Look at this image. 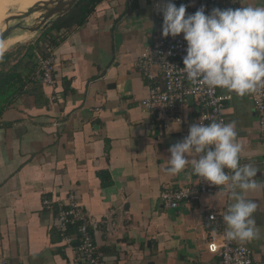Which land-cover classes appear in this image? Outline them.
Listing matches in <instances>:
<instances>
[{
	"label": "crops",
	"instance_id": "crops-1",
	"mask_svg": "<svg viewBox=\"0 0 264 264\" xmlns=\"http://www.w3.org/2000/svg\"><path fill=\"white\" fill-rule=\"evenodd\" d=\"M78 2L40 31L52 39L47 51L54 57V85L38 80L36 70L0 116V264H81L76 241L62 239L55 215L42 203L64 200L70 191L93 220L91 235L106 264H219L205 248L206 214L225 204V193L175 209L160 203L163 188L176 189L195 174L190 165L167 172L169 147L188 135L186 123L164 128L140 105L149 82L135 59L159 24L153 0ZM262 4L239 0L219 8ZM55 22L60 25L52 28ZM15 55L7 52L13 57L5 69L18 62ZM38 56H24L18 70L37 64ZM229 93L223 113L227 123L235 122L240 164L257 170L260 185L243 193L257 205L259 233L234 241L251 248L254 264H264L262 137L250 93ZM189 105L185 118L192 124L196 108ZM69 234L75 238L73 229Z\"/></svg>",
	"mask_w": 264,
	"mask_h": 264
},
{
	"label": "clouds",
	"instance_id": "clouds-1",
	"mask_svg": "<svg viewBox=\"0 0 264 264\" xmlns=\"http://www.w3.org/2000/svg\"><path fill=\"white\" fill-rule=\"evenodd\" d=\"M159 10L164 37L183 33L187 43L183 69L189 81L238 96L264 84V4L237 9L215 7L207 14L201 7L186 14V5L161 0ZM179 125L180 121L171 130ZM236 137L235 122L191 124L188 135L169 147L167 172L179 174L190 165L195 175L210 184L227 186L234 202L223 214L224 236L247 242L258 235L259 229L253 218L257 205L243 193L260 185L254 179L257 170L250 164H240L242 145Z\"/></svg>",
	"mask_w": 264,
	"mask_h": 264
},
{
	"label": "built area",
	"instance_id": "built-area-1",
	"mask_svg": "<svg viewBox=\"0 0 264 264\" xmlns=\"http://www.w3.org/2000/svg\"><path fill=\"white\" fill-rule=\"evenodd\" d=\"M239 0H172L177 6L186 5V14L195 13L204 7L206 14L211 9L225 5H235ZM161 0H153L152 9L159 17V24L152 34V43L143 47L135 59V66L143 78L149 82L148 95L140 100V105L164 128H169L173 122L186 123V133L190 122L185 118V108L191 109L190 101L195 103L196 116L193 123L205 124L213 121L227 123L223 113L226 102L232 99L229 92H221L219 87H208L194 83L186 78L183 57L186 55L187 43L183 33L175 37L162 35L163 15L159 10ZM38 78L46 85H54V57L48 52L45 57L37 59ZM254 106L258 128L264 147V84L256 87L250 93ZM177 120V121H176ZM179 120V121H178ZM192 123V124H193ZM229 171L230 170H227ZM225 193V204L206 214L208 235L205 240L206 250L219 258V264H254L252 250L248 246L227 240L224 236L225 223L223 214L231 202V190L227 186H217L194 175L193 180L178 186L176 189L163 188L160 192V203L164 208L175 209L182 204L199 201L203 195ZM43 206L53 212L58 222V232L67 244L76 241L75 252L81 264H106L96 249L92 235L93 220L80 207L73 192H69L64 200L44 198ZM73 229L75 238L69 234ZM5 264V262H4ZM191 264V263H184Z\"/></svg>",
	"mask_w": 264,
	"mask_h": 264
},
{
	"label": "rangeland",
	"instance_id": "rangeland-1",
	"mask_svg": "<svg viewBox=\"0 0 264 264\" xmlns=\"http://www.w3.org/2000/svg\"><path fill=\"white\" fill-rule=\"evenodd\" d=\"M42 1V0H20L19 2H16L13 5H8V6H0V13H7L9 12V16L17 13L16 11H20L23 8L33 5L34 3ZM36 14H32L30 16H27L23 18L22 24L25 26H33L35 24V17ZM17 20H10L8 22V25L15 24ZM1 30V27H0ZM23 37L22 41L16 42L15 39ZM46 40V42H44ZM47 44V46H46ZM52 44V39H48L45 34H40V30L34 31V32H29L26 30L22 29H15L10 37L6 38L4 41L0 42V57L7 53V52H12L17 55H15V59L21 58L23 55L26 54L28 47L32 46L33 49L32 51H38L39 54H47V48H50V45ZM45 54V55H46ZM43 56V55H42ZM11 56L10 58H12ZM9 58V60H10Z\"/></svg>",
	"mask_w": 264,
	"mask_h": 264
},
{
	"label": "trees",
	"instance_id": "trees-1",
	"mask_svg": "<svg viewBox=\"0 0 264 264\" xmlns=\"http://www.w3.org/2000/svg\"><path fill=\"white\" fill-rule=\"evenodd\" d=\"M84 3V0H79L78 5L81 6ZM60 25V22H55L52 28H56ZM47 36V32H44ZM33 47L29 46L26 54L19 58L18 62L15 65H12L5 69L6 65L9 62L7 58V53L2 55L1 68H0V116L3 111L14 101V99L24 91V87L28 82H31V77L34 75L37 70V64H25L26 71L18 70V64L22 61L23 57L32 59L36 51H32ZM38 52V51H37ZM46 54V53H45ZM42 54L43 57L46 55ZM40 80V79H38ZM41 81V80H40Z\"/></svg>",
	"mask_w": 264,
	"mask_h": 264
},
{
	"label": "water",
	"instance_id": "water-1",
	"mask_svg": "<svg viewBox=\"0 0 264 264\" xmlns=\"http://www.w3.org/2000/svg\"><path fill=\"white\" fill-rule=\"evenodd\" d=\"M77 0H42L34 3L31 7L23 12H17L8 16L4 20V27L0 30V42L10 37L15 29H22L23 31H43L47 26L59 16L65 14ZM34 13H39L35 17V24L33 26H25L22 24L23 18ZM10 20H17L15 24L8 25Z\"/></svg>",
	"mask_w": 264,
	"mask_h": 264
},
{
	"label": "bare ground",
	"instance_id": "bare-ground-1",
	"mask_svg": "<svg viewBox=\"0 0 264 264\" xmlns=\"http://www.w3.org/2000/svg\"><path fill=\"white\" fill-rule=\"evenodd\" d=\"M20 0H0V6H8V5H13L16 2H19ZM32 5H29L25 8H23L20 11H16V12H23L25 10H27V8L31 7ZM36 15H38L39 13H34ZM9 16V12L7 13H0V27L1 29L4 27V20L5 18H7Z\"/></svg>",
	"mask_w": 264,
	"mask_h": 264
}]
</instances>
